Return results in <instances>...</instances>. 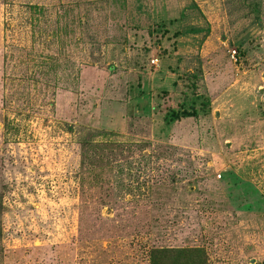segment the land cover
Returning <instances> with one entry per match:
<instances>
[{
    "label": "rangeland",
    "instance_id": "1",
    "mask_svg": "<svg viewBox=\"0 0 264 264\" xmlns=\"http://www.w3.org/2000/svg\"><path fill=\"white\" fill-rule=\"evenodd\" d=\"M138 1L0 0V264H264V0ZM193 71L210 111L172 118ZM103 165L116 206L90 193L81 232Z\"/></svg>",
    "mask_w": 264,
    "mask_h": 264
},
{
    "label": "trees",
    "instance_id": "2",
    "mask_svg": "<svg viewBox=\"0 0 264 264\" xmlns=\"http://www.w3.org/2000/svg\"><path fill=\"white\" fill-rule=\"evenodd\" d=\"M138 1V0H137ZM254 4V5H253ZM251 4L254 7V10H257L255 3ZM138 12H142V5L138 1ZM173 21H170L172 23ZM163 28H166L164 24H161ZM160 25V26H161ZM206 30V31H205ZM165 32H168L167 29H164ZM203 31L206 32L205 35L208 34L209 28L204 29L201 26L193 25L186 29V33L192 34H200ZM183 32L176 31L174 36L178 37ZM188 78L194 79L188 86V88L193 91L194 97L192 100H188L185 102L187 108H191L190 111L187 108L183 109L182 115L172 114V118L175 117L177 119L182 117H198L200 112L210 111V101L208 98L198 95L195 93L196 91V78L198 74L193 71L187 73ZM184 105V106H185ZM88 133L85 137L80 140V144H83L86 148V145L93 143L94 139L102 134L103 130H98L96 128H89ZM108 143H113V141H108ZM110 147V146H108ZM86 159V156L85 158ZM112 167L111 165H103L99 168H90L88 170L83 171L81 174L82 182H81V197L83 199V203H81V211H80V221L83 223V227L81 225L80 231H83V228L86 226L87 220L90 222V211L93 209L92 201L88 200L90 193L93 192V196L96 197L99 201L96 202L100 205H109L114 206L113 197H112V188L109 179V175L111 173ZM89 177L90 179L86 178ZM225 176V175H224ZM4 195L0 193V219L6 211V205L4 204ZM116 206V205H115ZM2 223L0 220V251L2 250ZM148 248V247H147ZM147 254L149 258V264H209L208 257L205 252V249L202 247H149L147 249Z\"/></svg>",
    "mask_w": 264,
    "mask_h": 264
},
{
    "label": "built area",
    "instance_id": "3",
    "mask_svg": "<svg viewBox=\"0 0 264 264\" xmlns=\"http://www.w3.org/2000/svg\"><path fill=\"white\" fill-rule=\"evenodd\" d=\"M236 53V51H234V54ZM234 54H233V57H234Z\"/></svg>",
    "mask_w": 264,
    "mask_h": 264
}]
</instances>
